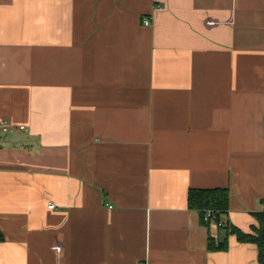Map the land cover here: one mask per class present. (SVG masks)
Listing matches in <instances>:
<instances>
[{"label": "crops", "instance_id": "1", "mask_svg": "<svg viewBox=\"0 0 264 264\" xmlns=\"http://www.w3.org/2000/svg\"><path fill=\"white\" fill-rule=\"evenodd\" d=\"M216 188L254 234L264 0H0V264H260Z\"/></svg>", "mask_w": 264, "mask_h": 264}, {"label": "trees", "instance_id": "2", "mask_svg": "<svg viewBox=\"0 0 264 264\" xmlns=\"http://www.w3.org/2000/svg\"><path fill=\"white\" fill-rule=\"evenodd\" d=\"M229 192L225 188L216 189H191L188 194V205L191 209L197 210L203 224H208L204 220L207 212L211 213V218H214L220 227L228 229V233L236 235L240 242L254 243L258 247L259 262L264 264V212L256 213L255 216L259 222V228H255L254 234L244 233L239 228L225 224L220 217L228 211ZM210 250H226L228 248V240H214L212 237L208 239Z\"/></svg>", "mask_w": 264, "mask_h": 264}, {"label": "built area", "instance_id": "3", "mask_svg": "<svg viewBox=\"0 0 264 264\" xmlns=\"http://www.w3.org/2000/svg\"><path fill=\"white\" fill-rule=\"evenodd\" d=\"M144 23L146 25H148L150 23L149 19H145L144 20ZM2 128H3L4 131H7L8 130V125H6L5 123H3L2 124ZM22 128H23V126H22ZM49 207L50 208H55V205L54 204H50ZM204 220L206 222H210V221H214V218H211V213L210 212H207V214L204 217ZM218 225L220 226L221 224H218Z\"/></svg>", "mask_w": 264, "mask_h": 264}]
</instances>
